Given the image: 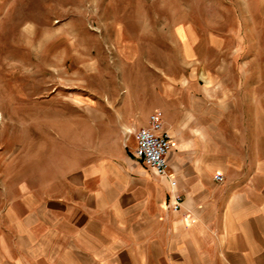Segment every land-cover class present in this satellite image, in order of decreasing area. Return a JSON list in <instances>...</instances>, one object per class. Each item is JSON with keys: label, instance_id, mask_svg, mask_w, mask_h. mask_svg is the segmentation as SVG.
Masks as SVG:
<instances>
[{"label": "crops", "instance_id": "crops-1", "mask_svg": "<svg viewBox=\"0 0 264 264\" xmlns=\"http://www.w3.org/2000/svg\"><path fill=\"white\" fill-rule=\"evenodd\" d=\"M183 54L127 142L3 208L0 264H264V74ZM155 111L172 143L178 210L169 178L134 152L133 132Z\"/></svg>", "mask_w": 264, "mask_h": 264}, {"label": "rangeland", "instance_id": "rangeland-1", "mask_svg": "<svg viewBox=\"0 0 264 264\" xmlns=\"http://www.w3.org/2000/svg\"><path fill=\"white\" fill-rule=\"evenodd\" d=\"M187 47L264 74V0H0V221L44 180L127 142Z\"/></svg>", "mask_w": 264, "mask_h": 264}, {"label": "built area", "instance_id": "built-area-1", "mask_svg": "<svg viewBox=\"0 0 264 264\" xmlns=\"http://www.w3.org/2000/svg\"><path fill=\"white\" fill-rule=\"evenodd\" d=\"M136 141L134 152L157 175L166 176L171 184L170 200L168 207L173 210L181 208L183 196L177 189V180L169 172L168 154L172 143L168 131L164 128L160 111L150 114L149 124L133 132ZM217 180H222V175H217Z\"/></svg>", "mask_w": 264, "mask_h": 264}]
</instances>
